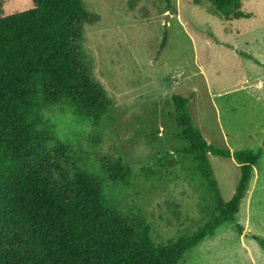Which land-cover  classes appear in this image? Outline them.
Wrapping results in <instances>:
<instances>
[{"label": "rangeland", "instance_id": "rangeland-1", "mask_svg": "<svg viewBox=\"0 0 264 264\" xmlns=\"http://www.w3.org/2000/svg\"><path fill=\"white\" fill-rule=\"evenodd\" d=\"M90 16L82 52L91 78L106 93L100 128L61 109L48 128L74 145L84 166L121 161L128 180L108 186L114 204L151 225L157 245L173 243L203 227L218 202H230L242 177L235 158L209 156L216 189L173 135L174 98L189 110L205 141L235 154L263 152L236 216L189 251L180 264H264V0H245L248 18L228 21L209 0H83ZM34 7V0H3V17ZM172 154L164 165L160 159ZM154 175L147 179L145 169ZM219 193V198L216 197Z\"/></svg>", "mask_w": 264, "mask_h": 264}, {"label": "trees", "instance_id": "trees-1", "mask_svg": "<svg viewBox=\"0 0 264 264\" xmlns=\"http://www.w3.org/2000/svg\"><path fill=\"white\" fill-rule=\"evenodd\" d=\"M209 1L228 21L248 18L245 0ZM88 21L83 0H34L31 10L8 17L0 0V264H180L219 228L236 223L263 152L232 154L209 145L189 100L175 97L180 133L173 136L187 143L176 155L190 158L213 189L210 155L235 158L242 177L233 199L218 202L208 223L157 245L151 225L125 214L108 193L132 170L109 159L100 170L84 166L74 145L46 125L54 109L95 128L105 120L106 93L91 78L82 52ZM144 172L147 179L154 175L151 168Z\"/></svg>", "mask_w": 264, "mask_h": 264}]
</instances>
